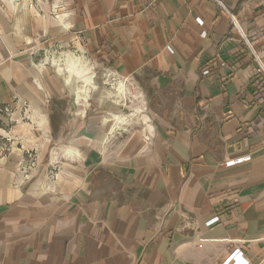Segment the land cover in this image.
<instances>
[{
	"label": "crops",
	"instance_id": "crops-1",
	"mask_svg": "<svg viewBox=\"0 0 264 264\" xmlns=\"http://www.w3.org/2000/svg\"><path fill=\"white\" fill-rule=\"evenodd\" d=\"M219 1L0 0V264H264V0ZM71 40L143 132L36 63Z\"/></svg>",
	"mask_w": 264,
	"mask_h": 264
},
{
	"label": "rangeland",
	"instance_id": "rangeland-1",
	"mask_svg": "<svg viewBox=\"0 0 264 264\" xmlns=\"http://www.w3.org/2000/svg\"><path fill=\"white\" fill-rule=\"evenodd\" d=\"M66 55H73L74 58H85V61L74 68V75L71 80L69 73L70 59ZM36 63L43 65V67L50 69L54 74H59V79L67 85L70 89L69 98L67 100H76V89L86 90V99L90 86H87L85 80L93 76V85L90 88L96 89V85L103 88L111 89L112 105L114 106L113 113V126H116V117L121 121L128 118V125L122 126L121 129L115 133L121 138H125L135 131H144L143 123L149 114V109L146 106V98L141 94V90L135 82L131 83L118 75H113L112 72H106L103 67L97 64L92 55L82 46L79 40H71L65 43H55L44 46L37 55ZM68 83V81H70ZM100 81V82H99ZM72 83V84H71ZM96 83V85H95ZM121 83L124 84L123 87ZM71 86V87H70ZM94 86V87H93ZM92 90L90 91V99L93 97ZM85 99V100H86ZM81 103L86 104L83 98ZM115 118V119H114ZM118 121V119H116ZM125 128L126 130H124Z\"/></svg>",
	"mask_w": 264,
	"mask_h": 264
},
{
	"label": "bare ground",
	"instance_id": "bare-ground-1",
	"mask_svg": "<svg viewBox=\"0 0 264 264\" xmlns=\"http://www.w3.org/2000/svg\"><path fill=\"white\" fill-rule=\"evenodd\" d=\"M73 55H66V57H68L70 59V63H69V73L71 75V80H72V77L74 75V68L78 65V64H82L84 61H85V58L83 57H80V58H74L72 57ZM68 81V83L71 82ZM85 83L87 86H90L92 87L93 85V76L92 77H88L86 80H85ZM72 84V83H71ZM124 84L121 83V86L120 87H123ZM71 87V86H70ZM94 87V86H93ZM76 94H77V99L81 100L82 98L85 100L86 99V90L85 89H79V87L76 89ZM120 119V118H119Z\"/></svg>",
	"mask_w": 264,
	"mask_h": 264
},
{
	"label": "built area",
	"instance_id": "built-area-1",
	"mask_svg": "<svg viewBox=\"0 0 264 264\" xmlns=\"http://www.w3.org/2000/svg\"><path fill=\"white\" fill-rule=\"evenodd\" d=\"M220 4H221V2L219 1V0H217ZM168 49H169V51L171 52V53H174V51H173V49L172 48H170V47H168ZM204 74H211V72H210V70H206L205 72H204ZM233 163H235L234 161L233 162H229V164H233ZM215 219H219L218 217H216ZM243 258L242 257H240V258H238L237 259V261H236V264H248V263H246V262H244L243 260H242Z\"/></svg>",
	"mask_w": 264,
	"mask_h": 264
}]
</instances>
